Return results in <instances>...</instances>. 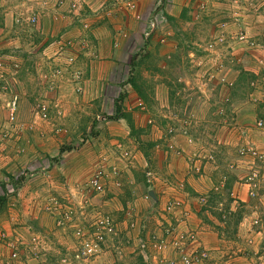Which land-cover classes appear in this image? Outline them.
Returning a JSON list of instances; mask_svg holds the SVG:
<instances>
[{
  "label": "rangeland",
  "instance_id": "rangeland-1",
  "mask_svg": "<svg viewBox=\"0 0 264 264\" xmlns=\"http://www.w3.org/2000/svg\"><path fill=\"white\" fill-rule=\"evenodd\" d=\"M117 2L125 11L123 22L127 14L134 22L144 21L136 22L138 28H131L129 36L127 30L111 27L117 30V41L123 36L125 50L111 68H98L104 82L99 84L101 95L93 98L86 92L85 98L82 80L92 58L88 18L102 20L110 9L112 15ZM65 3L67 8L62 0H0V264H34L41 252L53 250L44 248L54 245L47 234L49 221L60 231L59 237L52 234L60 238L51 255L58 253L54 264H62L65 254L70 255L67 264H98L105 242L120 230L116 213L102 206L111 180L119 187L116 178L131 171L155 184L153 173L161 164L153 153L155 143H166L165 149L175 154L189 152L184 165L197 172L202 208L232 239L245 234L239 225L243 220L244 227L262 236L258 249L264 252V143L254 142L257 136L264 142V0H148L140 17L137 0H102L93 10L86 0L75 7ZM73 15L77 26H70V19L64 24V17ZM240 30L254 46L235 41ZM221 35L224 40L217 42ZM64 44L73 46L72 65L66 63ZM75 69L81 71L79 83L73 78ZM12 98L17 102L15 119L6 125V104ZM106 127L114 132L109 134L112 153L94 158L88 153L92 162L84 164L93 143L108 140ZM123 134L128 140L119 138ZM128 143L137 144L144 162ZM180 143H215L216 148L202 152ZM229 143H236L233 151ZM94 179L102 190L91 189ZM242 193L249 200H240ZM143 197L150 198L147 193ZM180 203L167 200L165 209ZM139 207L150 217L160 211L157 206L152 212L151 206ZM133 211V216L140 214L135 207ZM99 215L112 217L115 233L106 236L96 257L73 259L71 227L77 223L85 229ZM62 217L70 220L66 227L57 225ZM135 223L130 221L132 230ZM183 230L192 242L197 239L194 229ZM177 238L179 246L184 243L179 234ZM196 247L211 255L201 244ZM192 249L184 250L190 255ZM129 251L105 264L145 263L138 249Z\"/></svg>",
  "mask_w": 264,
  "mask_h": 264
},
{
  "label": "crops",
  "instance_id": "crops-1",
  "mask_svg": "<svg viewBox=\"0 0 264 264\" xmlns=\"http://www.w3.org/2000/svg\"><path fill=\"white\" fill-rule=\"evenodd\" d=\"M101 1L102 0H86V4L93 10ZM239 1L241 2V0ZM137 2L139 10L138 16L140 17V15L144 14L145 10L147 9L148 0H137ZM116 4L117 5L113 7L112 15L110 9L107 10V12L105 13V17H103L104 19L102 20L95 21L94 19H92V17L88 18L91 19L90 22L92 24L91 29L88 32L90 37L88 43V47L90 48H88V52L90 51L92 58L88 64L90 71L87 72L88 74L83 77L82 80L83 87L86 90L83 93L85 98H89V95H87V93H91V96L93 98H96L97 96L101 95L99 93L101 90L99 84H104V82L102 81L103 79L100 73L101 70L98 68H111L112 65L115 64L113 60H119L121 51L123 49L125 50V45H123L124 38L122 36L117 41L116 31H122L123 29H125L127 30L125 35L129 36V34H133L131 28L134 32V27L138 28V24H136L137 21L134 22V20L136 19L129 14H127L125 18L126 21H122L125 15V11H122L121 4L119 2H117ZM63 5L65 8H67L65 1L63 2ZM64 18V24L68 22L69 19V23H71L70 26H77L76 24L79 23V20L76 16H65ZM142 21L139 20V22L137 23H143ZM45 26L46 25H44L43 28L44 33L46 30ZM123 26L130 28H125ZM111 27L117 28V30H113ZM74 28L76 27H73V29ZM73 29L72 31H75ZM72 31H66L67 33L65 32V35H72ZM137 33L141 34L140 30L137 31ZM47 45L51 44L48 43ZM93 88H95V91H93ZM89 90L92 91L90 92ZM129 97L131 98L130 95ZM75 116H77V114H75ZM99 127L102 128L103 124L99 125ZM106 128L108 130V134H105L108 140L102 141L101 143H93L92 150H88L85 152L86 159L84 158V164H89L90 162H92V160H88V153L92 156L91 158H94V156L97 157L99 153L106 155L112 153L111 146L113 145V143H111L112 139H110V135L114 134V132H111V128ZM125 136L126 134H123L120 135L119 138L128 140V138H125ZM157 136L159 135L157 134ZM261 140L262 139L257 136L255 137L254 142L257 144V146H259L260 143H264L262 142L263 140ZM123 144L125 145L127 143ZM128 144H132V147L136 152L135 156L137 160H142L144 162V160L141 158L142 153L137 148V144ZM176 144L178 143H175V145ZM180 144L184 148H197L202 150V152H208V150H211L212 147L216 148V145H214L215 143H193L191 145L183 143ZM234 145H236V143H229V150L233 151L232 146ZM165 148L166 143H155V146L153 148L155 149L153 150V153L155 151L156 159L161 160V164H159V167L157 166L155 168L156 170H154L153 173L154 175H156L155 178L157 182L155 184H148L145 179L146 177H143L141 173L131 171H129L128 173H125V171L121 172L122 174L116 178V180L121 182L119 187L115 186L113 181L111 180V187L107 189L110 194H107V197H104L105 200L103 201L102 206L103 208H105L104 204H107L108 208H111V212L116 213L115 215L118 216L117 223L119 225L118 227L120 228V230L118 231V234L116 236L112 237L111 239H108L105 242V251L96 262L98 264L109 263L113 258H121V255L124 251L130 250L129 252H131L134 251L136 248V250L138 249L139 253L143 255V258L145 259L144 264H168L167 262L171 260H176L178 264V259L183 254L188 255L186 250H188L189 248L195 249L196 244H201L202 247L211 251V255L206 261L195 264H264V252H260V249H258V245H260L262 237L260 236V233L258 231H255L254 228L251 229L249 226L244 227L242 220L239 225L240 229L246 230V232H244L245 234H243L242 231L241 236H239V234L235 235V239L224 236L223 230L216 226L217 221L211 218L210 214H208V211L204 210V208H202V206L200 205L201 203H199V198L197 197V195H199V193L201 192V186L199 184L200 182L198 181L199 179L197 180V172H194V170L191 171L189 168L186 167V164L184 165V162L186 163L188 159L187 156L189 155V152L186 155L183 154L182 151L178 154H175L173 151ZM225 148H227V146H225ZM78 157L79 155L75 158L77 159ZM235 157L236 155L233 158ZM185 158L187 159L185 160ZM88 166L86 169H88ZM149 166L151 168L152 164H150ZM211 177L212 176L210 175V178ZM236 183L239 184L240 182ZM233 188L238 189V191H240V187L233 185ZM150 191L153 193L154 198L149 195ZM145 193L150 196L149 199H144L143 195ZM238 198L242 201L249 200V198H247L246 194L244 193H242V195L239 194ZM167 200H176L179 201V203L181 202L179 208L170 207V209H168L167 211L165 209V204ZM141 204H144L146 210L150 209L151 206L150 212H152L153 206H157L160 211L158 212L157 216L150 217L145 213L139 212V205ZM252 205L257 209L259 208L255 202ZM134 207L140 213L139 215L138 213H135V216H133ZM154 209H156V207ZM182 211L184 212L183 214H186V217L182 216ZM124 214H126V216ZM121 216L122 218H120ZM133 218L136 222L134 230H132V226L129 225L130 221L134 222V220H132ZM150 218H152L153 221H151ZM140 219H142L141 232L137 228V223ZM48 228L49 229H47V234L50 235L48 237H50V239L52 240L51 244L54 245H47L44 248H53V250L46 249V251L41 252L43 254L41 256H38V258H35L34 262H32L34 264H54L56 258L55 256H57L58 254L57 253L54 258L51 256L56 251V241L59 240L60 242V238L55 239L52 234H55L57 237H59L60 231L56 230L53 221L48 222ZM189 228L192 230L194 229V231L196 232L197 239L194 242H192L191 240H185L184 243L180 245L182 250L177 249L178 247L174 244V240L177 239V234H179L180 232H185V230L183 229L187 230ZM166 229H168L170 232H166ZM139 233H141V235L143 233L145 234L144 236H141L139 235ZM146 234L155 237L156 241H164L165 245L160 250L152 248L151 246H148L149 248H146L145 250H141L140 248H138V245L140 244V239L145 240L148 237L146 236ZM66 237L69 240L71 238L69 233L68 235H66ZM62 242H65V240L63 239ZM60 250L61 249L59 248L57 249L58 252ZM160 252H162V255L160 254ZM102 261L105 262L103 263Z\"/></svg>",
  "mask_w": 264,
  "mask_h": 264
},
{
  "label": "built area",
  "instance_id": "built-area-1",
  "mask_svg": "<svg viewBox=\"0 0 264 264\" xmlns=\"http://www.w3.org/2000/svg\"><path fill=\"white\" fill-rule=\"evenodd\" d=\"M65 0H62V4ZM227 1H234L235 3L240 2L239 0H226ZM68 4L71 5L72 7H75L76 3H79L80 0H68ZM72 2V3H71ZM74 16V15H73ZM75 17V16H74ZM77 17V16H76ZM217 42H222L224 40V37L221 35L217 37ZM235 41H240L244 45H249L250 47L254 46V42L252 40H249L246 33L242 30L240 32L235 33ZM209 46L212 48L214 45L213 43H209ZM66 55V63L69 65H72L76 58L73 56L69 51L73 49L72 45L69 44H64L63 47ZM64 55V56H65ZM68 65V66H69ZM81 77V71L79 69H75L73 72V78L74 81L79 83L81 82L80 80ZM6 106L8 107V122L5 124L9 125L10 123L14 122L15 119V112L17 109V102L15 99H10L8 100ZM41 116L45 117L46 113L44 110V107L41 110ZM262 123L258 122V126H260ZM100 171L98 172V174ZM91 189L95 191L102 190V186L98 183L96 179L92 180L90 182ZM70 222V220L66 218H61L57 225H60L62 227H66V225ZM132 226V224H130ZM71 235L74 241L76 242V250L74 251V257L72 256L73 259H88L90 257H96L98 255V252L100 251L102 244L105 242V238L107 235H110L111 232H114L116 229L115 221L110 217L109 215H99L95 222L87 226V228H83L80 226H77L76 224H73L71 227ZM91 230V232H90ZM166 232H170L168 229H166ZM115 233V232H114ZM192 236L191 234H185V233H179V239H183L182 241L185 240H191ZM177 239H175L174 244L178 247H180L177 243ZM165 245L164 241H156V238L153 236H148L145 240L140 239V248L141 250H145L146 248H149L148 246H151L152 248H155L157 250H160L163 246ZM181 248V247H180ZM36 252V251H35ZM69 254H65L62 257H60V262L62 264H67ZM210 257L209 252L206 250H201L198 249L197 247L192 251L190 255L183 254L179 259H178V264H195L199 262H204ZM168 264H177L176 260H171L167 262Z\"/></svg>",
  "mask_w": 264,
  "mask_h": 264
},
{
  "label": "water",
  "instance_id": "water-1",
  "mask_svg": "<svg viewBox=\"0 0 264 264\" xmlns=\"http://www.w3.org/2000/svg\"><path fill=\"white\" fill-rule=\"evenodd\" d=\"M149 195L152 197V198H154V195H153V193L150 191L149 192Z\"/></svg>",
  "mask_w": 264,
  "mask_h": 264
},
{
  "label": "trees",
  "instance_id": "trees-1",
  "mask_svg": "<svg viewBox=\"0 0 264 264\" xmlns=\"http://www.w3.org/2000/svg\"><path fill=\"white\" fill-rule=\"evenodd\" d=\"M116 111H119V108L118 107H116ZM1 200H3V199H1Z\"/></svg>",
  "mask_w": 264,
  "mask_h": 264
}]
</instances>
